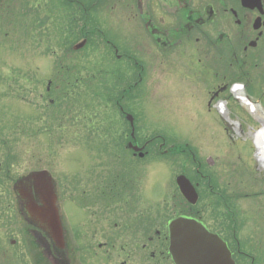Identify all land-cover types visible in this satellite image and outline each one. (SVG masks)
I'll return each instance as SVG.
<instances>
[{
    "label": "rangeland",
    "instance_id": "rangeland-1",
    "mask_svg": "<svg viewBox=\"0 0 264 264\" xmlns=\"http://www.w3.org/2000/svg\"><path fill=\"white\" fill-rule=\"evenodd\" d=\"M127 1L98 0V9L92 15L97 24L92 33L94 41L91 46L72 49L68 54L67 28L63 25L68 9L66 5L60 9L59 0L32 1L30 8L35 11L30 16L28 9H16L11 2L7 13L0 6V139L6 144H0V162L3 165L7 155L11 167L10 179H5L0 169V264H33L29 249L38 256V263L46 262L43 255H38L40 247L31 225L18 213L12 192L17 178L41 169L49 170L57 184L71 262L75 264L77 241L79 259L84 264H107L95 256L97 241L107 239L105 231L115 218L102 179L112 174L111 167H117L111 166L109 154L113 151V135L121 136L125 120L114 100L131 85L137 86L122 104L135 117L140 130L137 135L154 139V143L140 167V175H136L140 178L138 207H114L126 209L121 223L134 222L139 217L136 211H140L146 219V231L152 232L163 229L174 214L193 208L211 229L224 236L229 246L234 242L232 250L240 243L248 255L239 256L238 263L264 264V168L258 165L255 142V136L264 131V95L254 96L260 100L256 109L241 106L231 95L217 97L227 99L228 115L241 124V128L228 127L220 117L221 108L217 111L209 104L211 90L220 84L215 67L219 64L214 60L220 48L189 40L179 44L173 57L161 63L153 43L145 39L147 31H143L139 16L127 13ZM218 23L212 22V30H224L234 40L238 32L234 22ZM84 29L81 25L75 32ZM81 34L77 40L72 39V48L84 38V32ZM102 35L119 39L120 52L129 54L130 59L116 61ZM211 35L218 36L214 31ZM151 51L152 55L156 52L155 60L147 59L146 63L144 52L149 56ZM208 56L212 64L206 63ZM61 59L75 62L81 71L76 76L73 73L70 82L77 84L70 90L66 88ZM143 65L145 69L141 70ZM91 67L101 71L95 77L97 84L99 77L108 79L105 98L85 88L83 76H94L85 71ZM181 150L188 151L182 155ZM191 152L203 162L204 172L211 175L214 185L210 190L207 182L200 179L199 199L192 206L175 181L184 172L195 181ZM207 160L213 161V166H207ZM133 166L129 163L127 174L135 171ZM83 190L86 195L99 197L95 203L99 204L93 209L95 218L90 209H81L78 203ZM74 234H80L81 240ZM258 251L261 258L257 257ZM255 257L259 263L254 262Z\"/></svg>",
    "mask_w": 264,
    "mask_h": 264
},
{
    "label": "flooded vegetation",
    "instance_id": "flooded-vegetation-1",
    "mask_svg": "<svg viewBox=\"0 0 264 264\" xmlns=\"http://www.w3.org/2000/svg\"><path fill=\"white\" fill-rule=\"evenodd\" d=\"M32 1L34 0H0V6L6 9L4 12L7 13L11 2L16 9H28V16H30L35 11L34 8H30ZM78 1L81 2L80 0H63V2L59 0V8L61 9L62 5H67V2L74 5ZM97 1L94 0L93 2L94 7L97 6ZM125 5L127 13H130L132 16H139V22L143 27V31H147L145 39L153 43L158 53L157 58L160 59L161 63L163 59L169 60L173 57L172 54L176 51L179 44H183L189 40H194L197 43L201 42L208 45L209 48H220L217 55H214L215 62L219 64L215 67H217L216 74L220 78V84L216 89L211 90L212 97L209 100V104H213L216 110L217 108H221L223 114L220 117L221 119L223 118V121H226V125L229 124L228 126L233 127L237 125L241 128L240 122L231 119V116L228 115L229 112L225 105L227 99H216L217 97L231 95L239 101L241 106H251V108L255 109L260 107V100L254 96L258 94L264 95V0H166V2L163 0H128ZM97 9V7L94 8L93 16ZM52 13H55V11ZM164 13H166L165 17L168 19L163 17ZM213 21H218V26L222 24V21H233L238 27L234 40L224 30H212L211 24ZM206 30L209 31V34ZM212 31L216 32L218 36L214 37V35H211ZM112 38L107 40V45L112 50L115 60H129V54L120 52L119 39L115 41L114 35ZM208 50L210 52V49ZM152 52L149 55L150 57L144 52L143 57L146 63L147 59L155 60L156 52L155 55H152ZM208 59L209 56L206 58V63L212 64V60ZM145 66H141V70H144ZM140 77H142V72ZM131 86L134 87V85ZM131 86L121 90L118 93L120 96L114 100L115 106L119 108L124 119L125 107L122 102L126 100L125 98H130ZM125 91L128 92L125 93ZM213 101L215 102L213 103ZM125 120L121 126V136L115 137L113 135V151L109 154L111 156V166L117 167H111L112 174L109 177L107 176L106 180L105 177L102 179V185L106 186L104 190L108 194L106 198L110 206H112L111 212L113 218H115L113 221H109L112 225H109V228L105 231L107 239H101V242L97 241L98 250L95 256L102 257L101 261L107 264H173L171 256L168 253V237L165 225H163V229H155L152 232L146 231V219L140 214V211H136L139 217L134 222L132 220L128 223H121L126 209L118 210L119 206L129 208L131 206L138 207L139 205L140 190L138 185L140 178L138 176L137 179L136 175H140V167L145 164L144 159L149 154L150 146L154 143V139L147 140L145 137L138 136L137 131L140 130L137 129L135 119L133 122ZM135 147L139 150H135ZM118 149L121 151H117ZM181 151H183L181 154L185 155L188 150ZM123 155L127 157L125 159H128L131 166L133 164L135 166H133L135 171L131 172L130 175L127 174V170L130 169H128L129 163L124 161ZM189 155L194 166L193 175L195 181L190 180L197 188L200 186L199 180L203 179L207 182L208 188L212 190L214 185L211 184V175L204 172L205 167L203 162L200 159L198 160L193 152ZM258 162V165L264 168V161L258 159ZM206 164L207 166H213L214 162L207 160ZM123 169L124 171L120 172ZM134 172L136 173L132 175ZM95 186L96 184L93 187ZM86 194L87 192L83 190V193L79 195L78 203L81 209L85 207L90 209L95 218L96 211L93 209L96 208L99 201L95 204L97 201L96 194L92 196ZM59 195L58 193V197ZM68 196H71V194ZM84 196H88L89 200L92 201L86 200ZM86 202H89V204ZM133 203H136V205L133 206ZM114 207H118V209L116 210ZM58 210L62 222V237L64 240L62 251L49 234H46L39 227L31 226V233L36 245L40 247L38 255L45 257V264H73L69 256L71 248L68 242V230L63 222L59 206ZM190 212H193V208ZM116 213L118 214L116 215ZM109 220H111V216H109ZM116 229L119 230L114 232ZM71 232L70 230V234ZM96 235L95 232L92 233L93 238ZM74 236H79L81 240L80 234H74ZM117 238L118 242H116ZM125 238H127V242ZM75 244L73 253L76 259L75 264H84L79 259V242L75 241ZM237 244L238 246L232 252L234 256L236 255L237 264H240L237 261L238 257H245L248 254L245 250H241L239 242ZM29 251L31 252L29 253L31 263L40 264L38 263L36 253L32 252V249H29Z\"/></svg>",
    "mask_w": 264,
    "mask_h": 264
},
{
    "label": "water",
    "instance_id": "water-1",
    "mask_svg": "<svg viewBox=\"0 0 264 264\" xmlns=\"http://www.w3.org/2000/svg\"><path fill=\"white\" fill-rule=\"evenodd\" d=\"M85 43L86 39L79 41L74 49L82 48ZM128 119L133 118L128 115ZM176 181L184 197L196 203L198 194L190 181L184 175H179ZM14 189L22 201L21 211L26 219L49 234L60 250L63 249L57 192L50 174L45 170L30 173L16 181ZM167 232L169 252L175 264H236L227 243L194 217H174L168 222Z\"/></svg>",
    "mask_w": 264,
    "mask_h": 264
},
{
    "label": "trees",
    "instance_id": "trees-1",
    "mask_svg": "<svg viewBox=\"0 0 264 264\" xmlns=\"http://www.w3.org/2000/svg\"><path fill=\"white\" fill-rule=\"evenodd\" d=\"M81 2H77V4H70V3H67V13H66V17L63 21V25L66 26V30H67V35L65 37L66 39V45H65V52H68L69 51H72V39H75L77 40L78 38L81 37V32H84V35L87 37L88 41H87V47L88 45L91 46V43L94 41L93 40V29H94V26H96L97 24H95V22L92 21L93 18V14L92 13H88L89 11L90 12H93L94 11V7H93V2L94 0H80ZM83 25V29L84 27H86V29L82 30L80 33H77L75 32V28H79L81 25ZM92 29V30H91ZM80 31V30H78ZM93 40V41H92ZM72 41V42H71ZM85 46V47H86ZM67 60V58H65ZM65 60V62H63V60L61 59V70L63 72H65L66 74V79H67V90H70L72 89L77 83H75V81H71L70 82V79L72 78L73 76V73L75 72V75L76 76L78 73H80L81 71L79 70L77 64L73 61H70V62H67ZM65 64V65H63ZM85 71H87V73H92L94 76H88V75H85L83 76V78L85 79L84 80V84H85V88H87L89 91L93 92L95 95H97V93H100V96L102 95L103 98H105L107 96V82H108V79L104 78V77H99V81L100 83H103L100 87V83L97 84L95 82V77L97 75H100L101 74V71H96L95 68L91 67V69H85ZM96 72V74H95ZM89 77V78H87ZM79 80V79H78ZM76 80V81H78ZM65 81V80H64ZM101 89L105 90V92H103ZM101 96V97H102ZM0 144L1 145H6L5 144V141L1 140L0 139ZM4 146L2 147L3 149ZM5 159L3 161V165H2V162H0V169H2L3 171V175L5 176V179H10L11 178V167H10V164L8 163V159L9 157L7 155H5ZM4 185H6L7 183L6 182H3ZM192 214L196 215L194 213V211L192 212ZM197 216V215H196ZM258 258L260 257L261 258V251L259 252L258 251ZM255 257L254 259V262L255 263H259V260H257L258 258Z\"/></svg>",
    "mask_w": 264,
    "mask_h": 264
},
{
    "label": "bare ground",
    "instance_id": "bare-ground-1",
    "mask_svg": "<svg viewBox=\"0 0 264 264\" xmlns=\"http://www.w3.org/2000/svg\"><path fill=\"white\" fill-rule=\"evenodd\" d=\"M264 131L260 132L255 136V142L257 147V152L260 160L264 161Z\"/></svg>",
    "mask_w": 264,
    "mask_h": 264
}]
</instances>
